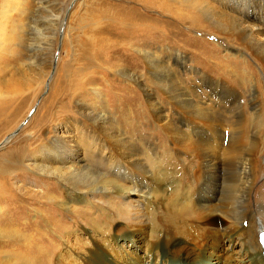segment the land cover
I'll use <instances>...</instances> for the list:
<instances>
[{
  "label": "rangeland",
  "instance_id": "374dc122",
  "mask_svg": "<svg viewBox=\"0 0 264 264\" xmlns=\"http://www.w3.org/2000/svg\"><path fill=\"white\" fill-rule=\"evenodd\" d=\"M191 2L167 0L171 18L159 10V0H0V264H84L86 252L101 240L105 242L104 255L113 264H217V259L220 264H250L247 257L244 260L245 246L233 240L235 236L232 243L224 240L223 247H218L217 259L207 255V261L180 263L163 258L161 252H152L150 230L145 237H138L131 215L119 218L118 213L126 210L122 195L110 191L80 196L55 176L31 167L36 161L46 164L47 155L40 152L49 135L65 133L68 145L81 150L86 134L93 131L83 114L89 108L91 114L100 112L113 123L118 138L132 135L155 175L165 180L170 195H176L186 172L164 124L177 119L181 111L161 83L156 86V81H149L146 61L138 50L186 57L185 67L175 63L181 79L174 86L192 91L202 84L207 87L205 91L202 88L204 94L208 90L216 99L219 92L201 83L204 75L232 80L230 84L245 91L252 85L259 87V99L264 101L261 61L254 53L240 50V42L225 44L226 37L215 34L206 19L201 17L203 20L191 25L186 19L193 14ZM257 13L249 10L245 17L251 24H260L252 16ZM248 63L256 72L250 85L243 71ZM237 93L233 95L238 98L229 97L228 104L240 100L246 105L248 94ZM246 111L254 120L251 109ZM260 113L264 114V102ZM103 135L98 133L97 138L108 143ZM114 144H110V154ZM262 155L264 163V151ZM108 174L100 181H115L118 188L123 185L114 172ZM184 190L189 192L187 185ZM49 197L59 202V209H73L70 214L76 217V224H71L69 237L64 227L70 221L60 217L61 210L53 214L57 222L59 218L63 222L57 228L52 226L55 231L50 228ZM111 207L118 213L110 212ZM83 213L92 221L105 215L109 222H99L94 230L80 222ZM255 240L261 251L258 236ZM188 244L194 248L192 242ZM46 255L53 259L47 260ZM179 260H184L183 256Z\"/></svg>",
  "mask_w": 264,
  "mask_h": 264
},
{
  "label": "bare ground",
  "instance_id": "6f19581e",
  "mask_svg": "<svg viewBox=\"0 0 264 264\" xmlns=\"http://www.w3.org/2000/svg\"><path fill=\"white\" fill-rule=\"evenodd\" d=\"M159 2V10L172 18L173 12L167 0ZM188 4L194 9L192 15H186L191 25L200 22L202 18L206 19L215 29V34L226 37L223 38L225 44L240 42V50L254 53L264 71V0H192ZM253 9L258 13L252 16L260 24H251L245 17ZM195 14L200 15L195 17ZM138 52L146 61L149 81H156V86L161 83L162 89L167 91L182 112L177 115V119L168 120L164 124L167 137L173 141V150L180 156L179 161L186 172L181 177L176 195H170L165 180L153 172L152 163L146 161L147 156L142 153L132 135L118 138V132L113 131V123L100 112L91 114L89 108L84 109L83 114L93 131L86 134L85 143L80 147L82 151L68 145L65 133H55L45 137V146L41 148L40 153L47 155L46 164H43L44 161H36L31 167L40 173L55 176L70 190L79 192L80 196L108 194L110 191L122 195L126 210L118 213L116 208L111 207L109 211L118 213L119 218L131 215V222L136 227L134 233L138 237H145L150 230L153 238L152 252H161L163 258L180 263L202 262L203 259L207 261V255L217 259L221 252L218 247H223L224 240L228 244L232 243V237L235 236L233 240L245 246L248 255H245L244 260L247 257L250 264H264L263 248L261 246L260 251L255 240L256 236L259 239V233H264V179L261 180L264 163L260 161L264 151V128L257 126H264V114L260 113L264 101L259 99V87L252 85L245 91L244 88L230 84L232 80L226 82L202 75L201 83L211 86L212 92H219L218 97L212 99L208 90L207 95L204 94L207 87L202 84L193 87L192 91L185 86H174L181 79L178 78L180 68L175 67V63L185 67L186 57L183 55L168 52L156 55L141 48ZM243 71L250 85L256 73L253 65L248 63ZM242 91L250 97L247 104L241 105L239 100L230 106L229 97L238 98L237 92ZM250 109L254 120L247 116L246 110ZM98 133H103L108 143L98 139ZM112 142L116 143L110 154ZM81 153V158L75 156ZM103 169L105 172H102ZM111 172L124 182L120 188L115 186V181H100V178ZM186 185L189 192L184 190ZM80 189L84 191L81 193ZM47 200L52 211L47 217L52 220L50 228L55 231L52 226L57 228V224L63 222L62 219L68 220L70 223L64 230H67L65 236L69 237L71 224H76V217L70 214L73 209L67 206L59 209V202L55 198L49 197ZM55 210H61L62 219L59 218L58 222L54 218ZM81 216L83 222H80L87 225L84 227L94 230L96 227L98 230L99 222H109L105 215L94 218V221L89 214L83 213ZM126 221L130 222V219ZM246 221L247 226L244 225ZM102 238L109 240L107 237ZM180 239L182 243H178ZM190 242L194 244L193 249L188 244ZM104 244L102 240L92 244V248L86 252L84 264H104V261L105 264H113L104 255ZM46 256L49 257L47 260L53 259L52 256ZM180 256L184 260H179ZM55 259L60 260L57 256ZM216 261L217 264L221 263V260Z\"/></svg>",
  "mask_w": 264,
  "mask_h": 264
},
{
  "label": "water",
  "instance_id": "95a60500",
  "mask_svg": "<svg viewBox=\"0 0 264 264\" xmlns=\"http://www.w3.org/2000/svg\"><path fill=\"white\" fill-rule=\"evenodd\" d=\"M34 113V111L31 113V115ZM259 242H260V244H261V246H262V248H263V257H264V233L263 232H261L260 234H259Z\"/></svg>",
  "mask_w": 264,
  "mask_h": 264
}]
</instances>
